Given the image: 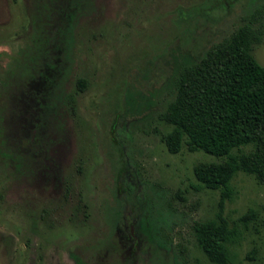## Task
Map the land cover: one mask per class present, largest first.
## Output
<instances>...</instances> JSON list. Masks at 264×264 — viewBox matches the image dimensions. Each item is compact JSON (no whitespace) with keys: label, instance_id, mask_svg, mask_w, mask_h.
I'll return each instance as SVG.
<instances>
[{"label":"rangeland","instance_id":"obj_1","mask_svg":"<svg viewBox=\"0 0 264 264\" xmlns=\"http://www.w3.org/2000/svg\"><path fill=\"white\" fill-rule=\"evenodd\" d=\"M34 2L0 0V264H105L125 196L157 248L151 264H212L192 226L214 216L219 191L196 190L193 167L220 158L170 153L161 112L180 70L259 12L251 53L264 66V0H93L70 62L42 72L19 64ZM232 185L229 222L257 212L240 224L236 264H264V185L243 172Z\"/></svg>","mask_w":264,"mask_h":264},{"label":"trees","instance_id":"obj_2","mask_svg":"<svg viewBox=\"0 0 264 264\" xmlns=\"http://www.w3.org/2000/svg\"><path fill=\"white\" fill-rule=\"evenodd\" d=\"M92 3L35 0L28 54L23 53L19 64L42 72L51 65L70 62L72 30ZM261 20L259 12L212 45L199 60L185 65L173 99L161 112V118L171 126L162 136L170 153H178L184 145L190 152L203 151L220 158L193 167L196 190L219 191L214 216L192 226L197 247L212 264H236L233 248L243 237L240 224L246 229L257 216L256 210L249 208L238 218L239 224L229 222L224 205L236 194L232 179L243 172L264 185V66L251 53L252 45L261 40ZM76 86L84 90L87 80L78 78ZM123 199L124 207L128 204L134 215L135 200Z\"/></svg>","mask_w":264,"mask_h":264},{"label":"flooded vegetation","instance_id":"obj_3","mask_svg":"<svg viewBox=\"0 0 264 264\" xmlns=\"http://www.w3.org/2000/svg\"><path fill=\"white\" fill-rule=\"evenodd\" d=\"M114 226V241L104 250L105 264H151L157 248L137 232L129 209Z\"/></svg>","mask_w":264,"mask_h":264}]
</instances>
